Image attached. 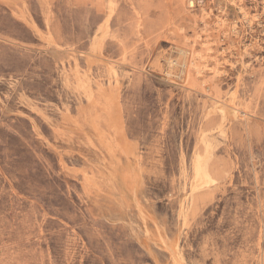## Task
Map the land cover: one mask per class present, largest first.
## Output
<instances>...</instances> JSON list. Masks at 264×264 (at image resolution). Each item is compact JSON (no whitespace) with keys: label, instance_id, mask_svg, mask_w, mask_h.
<instances>
[{"label":"rangeland","instance_id":"374dc122","mask_svg":"<svg viewBox=\"0 0 264 264\" xmlns=\"http://www.w3.org/2000/svg\"><path fill=\"white\" fill-rule=\"evenodd\" d=\"M0 264H264V0H0Z\"/></svg>","mask_w":264,"mask_h":264}]
</instances>
